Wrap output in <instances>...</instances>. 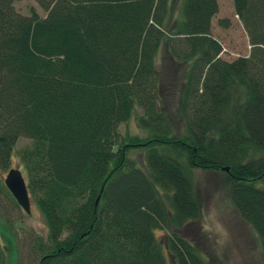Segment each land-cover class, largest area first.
Wrapping results in <instances>:
<instances>
[{"label": "trees", "instance_id": "16d2710c", "mask_svg": "<svg viewBox=\"0 0 264 264\" xmlns=\"http://www.w3.org/2000/svg\"><path fill=\"white\" fill-rule=\"evenodd\" d=\"M19 1L0 0V193L30 140L19 159L47 227L30 234L37 264H167L157 231L176 264H215L186 235L201 218L199 169H229L264 264V0H232L251 46L232 62L212 34L219 0H181L173 26L172 0H35L44 18ZM170 65L179 136L164 105Z\"/></svg>", "mask_w": 264, "mask_h": 264}, {"label": "rangeland", "instance_id": "374dc122", "mask_svg": "<svg viewBox=\"0 0 264 264\" xmlns=\"http://www.w3.org/2000/svg\"><path fill=\"white\" fill-rule=\"evenodd\" d=\"M181 0H172V16L170 25L177 19L179 3ZM220 12L213 21L212 34L223 45L222 58L232 62L239 57L248 56L251 51L248 35L237 18L232 0H219ZM16 10L29 16L35 10L42 18L46 13L35 0H21L15 4ZM221 20H228L229 27L220 26ZM164 51H162V54ZM161 54V55H162ZM161 57H159V61ZM175 66V65H174ZM170 65L167 71L166 92L164 105L169 108V115L175 135L182 133V122L177 113L175 87L180 82L175 74L176 69ZM176 67V66H175ZM169 73L172 74L170 78ZM164 78V77H163ZM178 78V79H177ZM164 83V84H165ZM135 120L123 125L121 132L135 131ZM32 142L26 138L18 140L12 157L10 169H19L25 179L26 174L19 159V153L30 147ZM133 157L139 166L146 171L144 153L135 150ZM9 169V170H10ZM9 170L4 173V177ZM195 190L201 206V218L193 224L186 235L197 244L203 254L215 264H262L261 245L253 230L244 223L232 207L228 196V176L225 171L195 170ZM12 195L5 191L0 193V241L7 249L8 264H37V257L30 247L31 236L47 237V227L44 219L32 203V214L27 215L20 206L12 201ZM10 222V223H9ZM12 223V225H11ZM159 242L163 245L167 256V264H176L166 252L168 233L156 232Z\"/></svg>", "mask_w": 264, "mask_h": 264}, {"label": "water", "instance_id": "95a60500", "mask_svg": "<svg viewBox=\"0 0 264 264\" xmlns=\"http://www.w3.org/2000/svg\"><path fill=\"white\" fill-rule=\"evenodd\" d=\"M229 172V169H225ZM4 184L17 204L27 214H32V200L29 188L23 173L19 169H10L4 178Z\"/></svg>", "mask_w": 264, "mask_h": 264}]
</instances>
